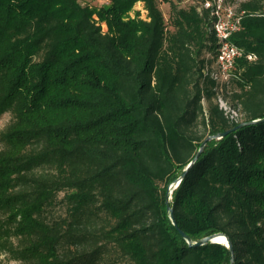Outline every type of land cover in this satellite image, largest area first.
<instances>
[{
	"label": "trees",
	"instance_id": "trees-1",
	"mask_svg": "<svg viewBox=\"0 0 264 264\" xmlns=\"http://www.w3.org/2000/svg\"><path fill=\"white\" fill-rule=\"evenodd\" d=\"M166 1L0 0V264H264V121L238 127L264 118V0L224 83L205 0Z\"/></svg>",
	"mask_w": 264,
	"mask_h": 264
},
{
	"label": "built area",
	"instance_id": "built-area-1",
	"mask_svg": "<svg viewBox=\"0 0 264 264\" xmlns=\"http://www.w3.org/2000/svg\"><path fill=\"white\" fill-rule=\"evenodd\" d=\"M202 7L211 10L215 21L214 31L219 40L212 76L218 82L224 83L236 72L240 59H256L255 54L246 53L232 39L234 33L241 29L246 11L238 10L235 6L226 3V0H205L202 2Z\"/></svg>",
	"mask_w": 264,
	"mask_h": 264
},
{
	"label": "rangeland",
	"instance_id": "rangeland-1",
	"mask_svg": "<svg viewBox=\"0 0 264 264\" xmlns=\"http://www.w3.org/2000/svg\"><path fill=\"white\" fill-rule=\"evenodd\" d=\"M180 7H189L190 5L194 4V0H174ZM246 0H226V3H229L236 8L239 7V5ZM83 4H91L95 6H107L110 4V0H80ZM159 5L161 9L164 12V15L166 17L167 22L169 23V18H170V3L166 0H159ZM136 11H141L142 17L147 16V11L144 9V3L139 2L135 6V11L132 12V14H135ZM235 87V86H234ZM234 87L231 86L228 88V92L225 93V96L222 94L218 98H215L216 102H219L220 107L223 108L229 115L233 118H235L237 121H244L245 120V115L240 111L239 108L235 109L231 104H233L232 100V91L234 90ZM204 104L207 107V101H204ZM11 120V115L10 114H5L1 119H0V129H3L6 127V125L10 122ZM201 130V127H200ZM65 193L62 192L60 194V199L64 197ZM171 198V196H170ZM66 213V209L63 206H60L59 209L57 210V214H64ZM128 264V263H127Z\"/></svg>",
	"mask_w": 264,
	"mask_h": 264
},
{
	"label": "water",
	"instance_id": "water-1",
	"mask_svg": "<svg viewBox=\"0 0 264 264\" xmlns=\"http://www.w3.org/2000/svg\"><path fill=\"white\" fill-rule=\"evenodd\" d=\"M262 121H264V118H262V119H256V120H251V121H246V122H242L241 124H239L238 127H242V126H245V125H247V124L258 123V122H262ZM235 129H236V128L229 129V130H227V131H225V132H222V133H219V134H217V135H211V136H209V137H208V138H207V139L201 144V147H200V149H199V151H198V153H197L195 159H194V160L188 165V167L185 169V173H186L187 170H188V169H189V168H190V167H191V166L197 161V159L200 157L201 152L203 151L205 145L207 144V142H208L210 139H213V138H217V139H219V138H221V137L227 135L228 133L234 131ZM185 173H184V174H183L178 180L175 181V185L173 186L172 191H173V189H175V188H177V187L179 186L181 179L185 176ZM170 200H171V198L168 196L166 202H167V205H168V209H169V211H170V213H171V219L173 220L174 224H176L175 217H174V212H173V208L170 206ZM182 234H183V236L186 238V240L188 241V243H189L190 245H203V244H205V243H207V242H218V243L225 244L227 247H229V248L231 249V251H232V259H234L233 243H232L231 239H230L226 234H224V233H221V232H220V233H214V234H211V235H209V236H206V237L200 239V240L197 241V242H193L192 239L189 237V235L186 234L185 232H182ZM218 237H225L226 240H227V242L224 243V242H221V241L217 240Z\"/></svg>",
	"mask_w": 264,
	"mask_h": 264
},
{
	"label": "bare ground",
	"instance_id": "bare-ground-1",
	"mask_svg": "<svg viewBox=\"0 0 264 264\" xmlns=\"http://www.w3.org/2000/svg\"><path fill=\"white\" fill-rule=\"evenodd\" d=\"M217 240H219V241H221V242H224V243H226L227 242V240H226V238L225 237H218V239Z\"/></svg>",
	"mask_w": 264,
	"mask_h": 264
}]
</instances>
